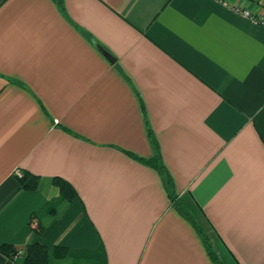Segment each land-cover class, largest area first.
I'll use <instances>...</instances> for the list:
<instances>
[{
    "label": "crops",
    "instance_id": "1",
    "mask_svg": "<svg viewBox=\"0 0 264 264\" xmlns=\"http://www.w3.org/2000/svg\"><path fill=\"white\" fill-rule=\"evenodd\" d=\"M62 5L0 0V245L19 252L0 264L35 242L105 264H214L127 154L153 155L148 127L220 261L264 264V22L232 9L264 21V0Z\"/></svg>",
    "mask_w": 264,
    "mask_h": 264
},
{
    "label": "trees",
    "instance_id": "2",
    "mask_svg": "<svg viewBox=\"0 0 264 264\" xmlns=\"http://www.w3.org/2000/svg\"><path fill=\"white\" fill-rule=\"evenodd\" d=\"M56 1L57 4L62 8V0ZM99 48L106 56L113 59V57L108 52H106L101 47ZM147 135L154 147V153L150 158H142L130 152H127V154L135 158L137 161L147 166H150L156 170V172L161 177L164 189L169 197L171 206L174 207L177 212L191 224L195 232L201 238V241L211 261L214 264H223L212 249L205 233L203 232V229L200 227L192 213L179 199V196L175 190L173 179L162 161L157 142L149 127L147 128ZM18 181L23 189L33 190L38 185L39 176L34 175L29 171L23 170L21 171L20 176H18ZM53 184L57 187L61 199L70 201L74 197H76L77 194L75 189L66 180L59 177H54ZM73 252L74 251L72 249L64 246L49 247L37 242L30 243L24 247V250L21 253L22 256L19 261V264H61L62 261L67 260L68 263L65 264H105V259L102 258L101 252H99L98 250L94 252H81V254L86 256V258L82 260L75 259L72 255ZM0 253L10 259H14L15 257H17V255H19L18 248L8 243H3L0 245ZM91 254L93 256H91Z\"/></svg>",
    "mask_w": 264,
    "mask_h": 264
},
{
    "label": "built area",
    "instance_id": "3",
    "mask_svg": "<svg viewBox=\"0 0 264 264\" xmlns=\"http://www.w3.org/2000/svg\"><path fill=\"white\" fill-rule=\"evenodd\" d=\"M224 3V2H223ZM225 5H226V3H224ZM232 9L235 11V12H238V13H241L243 16H245V17H248V18H250L251 20H256V21H258V22H264V21H262V20H257V19H255V17L249 12V11H246V10H242L241 8H239V7H232ZM18 176H20V172H17L16 173Z\"/></svg>",
    "mask_w": 264,
    "mask_h": 264
},
{
    "label": "rangeland",
    "instance_id": "4",
    "mask_svg": "<svg viewBox=\"0 0 264 264\" xmlns=\"http://www.w3.org/2000/svg\"><path fill=\"white\" fill-rule=\"evenodd\" d=\"M65 263H68V260L67 261H62L61 264H65Z\"/></svg>",
    "mask_w": 264,
    "mask_h": 264
},
{
    "label": "water",
    "instance_id": "5",
    "mask_svg": "<svg viewBox=\"0 0 264 264\" xmlns=\"http://www.w3.org/2000/svg\"><path fill=\"white\" fill-rule=\"evenodd\" d=\"M108 57V56H107ZM109 58V57H108ZM109 59H111V58H109ZM111 60H113V59H111Z\"/></svg>",
    "mask_w": 264,
    "mask_h": 264
}]
</instances>
